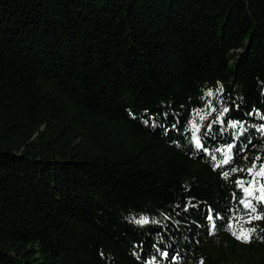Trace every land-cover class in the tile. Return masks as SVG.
<instances>
[{
    "label": "trees",
    "instance_id": "obj_1",
    "mask_svg": "<svg viewBox=\"0 0 264 264\" xmlns=\"http://www.w3.org/2000/svg\"><path fill=\"white\" fill-rule=\"evenodd\" d=\"M261 165L264 0H0V264H264Z\"/></svg>",
    "mask_w": 264,
    "mask_h": 264
},
{
    "label": "snow or ice",
    "instance_id": "obj_2",
    "mask_svg": "<svg viewBox=\"0 0 264 264\" xmlns=\"http://www.w3.org/2000/svg\"><path fill=\"white\" fill-rule=\"evenodd\" d=\"M208 94H209V95H212L211 92H209ZM212 111H215V109H212ZM228 111H229L228 108H224V109L222 110L221 115H223V113H227ZM197 114L199 115V113H197ZM200 118H201V120H203L205 117H204V116H201ZM217 120H219V117L217 118ZM215 122H217V121H213V123H215ZM219 122H220V123H223L222 120H220ZM229 126L232 127V128H237V127H238V124H237V122H235V121H231L230 124H229ZM192 127H193V129H194V131H193V139L195 140L197 147H200V146H201V144H200V138L196 135V132L199 131V126L196 125L195 121H193V122H192ZM209 127H211V125H209ZM232 148H233V145L229 144V145H227V148H226V149H219V148L216 149V151H218V152H223V153H224L223 159L217 161L216 167H220V166H222V165L229 164L230 160L232 159L231 155L229 154V153L231 152ZM212 159L215 160L216 157L213 155ZM257 159H259V158H257ZM253 167H255V164H253ZM253 167L248 168V172H249V174L252 173V171H253ZM231 171H232L233 173H235V172H237V169H236V168H232ZM256 175L264 177V165H261V166H260V169H259V171L256 173ZM223 176H224L225 178H227V177L229 176V172H227V171L223 172ZM236 183H238V184L243 188L244 192H245L247 195H252V193L249 191L248 187H245V186H244V182H243V180H238V181H236ZM249 184H251V181H249ZM260 191H261L262 194H261L260 196L257 197V200H259V201H261L262 203H264V186L261 187V190H260ZM244 205H245V207H247V208H251L252 211H256V209L252 206L251 202L245 201V202H244ZM207 219L211 221V220L213 219V216L208 215V216H207ZM255 219H264V217L257 216V217H255ZM135 222H136L137 224H140V225H145V224H148L150 221H149V218H148V217H146V216H141V217H140L138 220H136ZM153 222H155V221H153ZM233 234L235 235V233H233ZM237 238H238V239H241V238H242V239L247 240V239H248V236H246V235H241V236H238ZM163 254H164L165 256L168 255L167 253H163Z\"/></svg>",
    "mask_w": 264,
    "mask_h": 264
},
{
    "label": "water",
    "instance_id": "obj_3",
    "mask_svg": "<svg viewBox=\"0 0 264 264\" xmlns=\"http://www.w3.org/2000/svg\"><path fill=\"white\" fill-rule=\"evenodd\" d=\"M249 180H250V177H247L246 179H244V184L248 185L249 184Z\"/></svg>",
    "mask_w": 264,
    "mask_h": 264
}]
</instances>
